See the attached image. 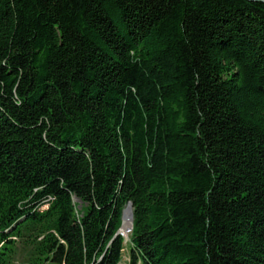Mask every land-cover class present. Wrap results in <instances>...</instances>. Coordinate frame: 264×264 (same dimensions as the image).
<instances>
[{"label":"trees","instance_id":"1","mask_svg":"<svg viewBox=\"0 0 264 264\" xmlns=\"http://www.w3.org/2000/svg\"><path fill=\"white\" fill-rule=\"evenodd\" d=\"M125 249L264 264V0H0V264Z\"/></svg>","mask_w":264,"mask_h":264},{"label":"bare ground","instance_id":"2","mask_svg":"<svg viewBox=\"0 0 264 264\" xmlns=\"http://www.w3.org/2000/svg\"><path fill=\"white\" fill-rule=\"evenodd\" d=\"M130 225H131V219L129 217L128 211H126V214L123 217V225H122V228H121L122 232L125 233L126 232V229L128 227H130Z\"/></svg>","mask_w":264,"mask_h":264},{"label":"water","instance_id":"3","mask_svg":"<svg viewBox=\"0 0 264 264\" xmlns=\"http://www.w3.org/2000/svg\"><path fill=\"white\" fill-rule=\"evenodd\" d=\"M126 211H128V213H129V217H130V219H131V225H130V227L127 228V229H130L131 226H132V219H133L131 203H129V204L125 207V209L123 210L122 219H123V217L125 216ZM120 230H121V229H120ZM120 230L118 231V233L122 234Z\"/></svg>","mask_w":264,"mask_h":264},{"label":"rangeland","instance_id":"4","mask_svg":"<svg viewBox=\"0 0 264 264\" xmlns=\"http://www.w3.org/2000/svg\"><path fill=\"white\" fill-rule=\"evenodd\" d=\"M122 225H123V220H122ZM122 231V230H121ZM125 234V238H126V240H128V232H125L124 233ZM127 262H128V252H127V249H125V251H124V256H123V259H122V261H121V263L120 264H127Z\"/></svg>","mask_w":264,"mask_h":264}]
</instances>
